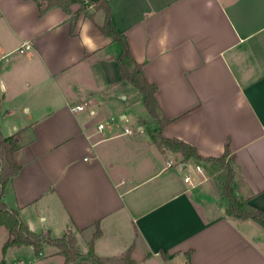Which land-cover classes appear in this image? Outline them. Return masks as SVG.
<instances>
[{
  "label": "crops",
  "instance_id": "obj_1",
  "mask_svg": "<svg viewBox=\"0 0 264 264\" xmlns=\"http://www.w3.org/2000/svg\"><path fill=\"white\" fill-rule=\"evenodd\" d=\"M95 1L41 13L37 0H0V131L21 142L3 200L38 233L74 232L83 251L99 221L101 256L264 264V226L227 212L222 164L208 159L229 143L236 195L264 210V0H105L158 85L162 134L195 145L190 158L154 140L160 122L122 77Z\"/></svg>",
  "mask_w": 264,
  "mask_h": 264
},
{
  "label": "trees",
  "instance_id": "obj_2",
  "mask_svg": "<svg viewBox=\"0 0 264 264\" xmlns=\"http://www.w3.org/2000/svg\"><path fill=\"white\" fill-rule=\"evenodd\" d=\"M37 1L41 5V13H44L54 5L62 6L66 11L70 12V5L73 2H81L82 0H45V6H42V0ZM95 2L97 6H102L106 10L105 20L102 24H99V28L103 33L121 44L122 51L117 60L122 77L129 80L144 93L145 103L149 112L158 118L160 122V128L153 133L154 140L163 148L181 151L185 158L201 157L195 145L180 138L166 137L162 134L161 128L170 118L162 116L160 113V106L156 96L158 85L147 78L143 70V63L135 59L126 35L119 31L112 21L111 8L107 2L105 0H96ZM83 9L81 7L73 16L77 18L80 12L84 11ZM20 147L19 132L4 137L0 131V158L5 160L4 167L0 171V225H5L9 229V237L3 246L4 250L9 246L28 244L33 245L35 251L40 253L43 244L47 242L59 248V253L65 257V264H136L135 259L131 255V247L122 256H101L95 253L93 241L101 234L99 221L97 222V230L91 240V247L88 253L83 254L77 248V237L74 232L68 231L63 236L55 238L50 236L49 233L45 235L32 230L21 220L18 210L9 207L7 202L3 200L6 184L21 168L20 163L15 158V152ZM229 153L230 147L229 143H227L225 152L221 156L208 158L217 160L222 164L218 179L228 200L227 212L239 218H253L264 226V210L254 206L247 200L240 199L235 193L233 187L234 166L231 160L227 159ZM188 253L191 255V250ZM163 256L167 258V254L164 252Z\"/></svg>",
  "mask_w": 264,
  "mask_h": 264
},
{
  "label": "rangeland",
  "instance_id": "obj_3",
  "mask_svg": "<svg viewBox=\"0 0 264 264\" xmlns=\"http://www.w3.org/2000/svg\"><path fill=\"white\" fill-rule=\"evenodd\" d=\"M153 122V121H152ZM136 128V125L134 126ZM151 127V126H147ZM5 160L0 158V171L4 167ZM9 182V181H8ZM8 184V183H7ZM5 186V189L7 187ZM4 235L0 232V260L5 258L6 264H19L18 261L23 259L24 264H64V256L56 255L51 252L50 245L42 247V254L37 253L35 248L29 246L28 244L9 246L4 250ZM77 248L83 254L88 253V251H83L77 240ZM8 252V255H7ZM23 263V262H22ZM2 264V263H1ZM176 264V263H175Z\"/></svg>",
  "mask_w": 264,
  "mask_h": 264
},
{
  "label": "built area",
  "instance_id": "obj_4",
  "mask_svg": "<svg viewBox=\"0 0 264 264\" xmlns=\"http://www.w3.org/2000/svg\"><path fill=\"white\" fill-rule=\"evenodd\" d=\"M26 47H30V44H26ZM84 107H85V104H77V105L73 106V109L78 110V109H83ZM104 127H105V123L100 122L99 123L100 130H103ZM125 132H131V129L126 127ZM198 170L202 171L200 166H198ZM186 180L191 181L190 176H186Z\"/></svg>",
  "mask_w": 264,
  "mask_h": 264
}]
</instances>
